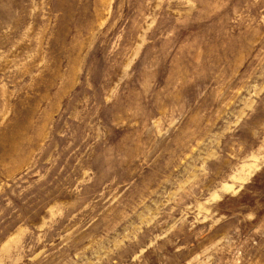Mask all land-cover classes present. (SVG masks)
<instances>
[{"label": "clouds", "instance_id": "1", "mask_svg": "<svg viewBox=\"0 0 264 264\" xmlns=\"http://www.w3.org/2000/svg\"><path fill=\"white\" fill-rule=\"evenodd\" d=\"M116 2L0 0V264H264V0Z\"/></svg>", "mask_w": 264, "mask_h": 264}, {"label": "rangeland", "instance_id": "2", "mask_svg": "<svg viewBox=\"0 0 264 264\" xmlns=\"http://www.w3.org/2000/svg\"><path fill=\"white\" fill-rule=\"evenodd\" d=\"M58 6L64 11V17L60 24V29L62 35H69L70 39L75 42L77 37V28L80 26L91 27L93 24H98L103 19L108 18L109 9L105 7V0H58ZM126 12V5L123 4L122 0H117L116 4L113 5L111 9V18L109 19V25L107 27H112L116 25L114 29V34H118V29L123 27L122 24L118 23V17ZM82 46V45H81ZM53 55L59 57L60 53L57 48H53ZM45 93H41V98L43 99V104L41 100H36L34 102L35 109L47 105V98ZM27 113L21 115V118L17 124V128L24 126V117ZM35 119V116H34ZM46 124H40L43 128ZM18 143L17 132H0V155L10 152L11 146ZM259 260V257H257Z\"/></svg>", "mask_w": 264, "mask_h": 264}]
</instances>
